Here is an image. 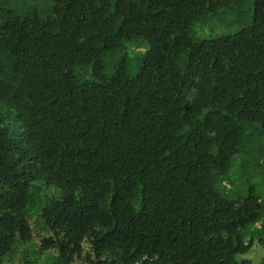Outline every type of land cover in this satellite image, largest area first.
Wrapping results in <instances>:
<instances>
[{
	"label": "trees",
	"instance_id": "16d2710c",
	"mask_svg": "<svg viewBox=\"0 0 264 264\" xmlns=\"http://www.w3.org/2000/svg\"><path fill=\"white\" fill-rule=\"evenodd\" d=\"M47 1L0 0V264H250L264 0Z\"/></svg>",
	"mask_w": 264,
	"mask_h": 264
},
{
	"label": "rangeland",
	"instance_id": "374dc122",
	"mask_svg": "<svg viewBox=\"0 0 264 264\" xmlns=\"http://www.w3.org/2000/svg\"><path fill=\"white\" fill-rule=\"evenodd\" d=\"M13 2L30 3L31 5H36L40 10H46L48 5L47 0H13ZM220 17L222 18L223 24H229L232 21V18L229 15L222 14ZM195 31L198 37L208 39L221 37L226 34H232L237 31V27L225 26L222 28V25L217 21L210 20L206 21L204 24L198 25ZM132 51L133 53H138L141 50L134 49ZM252 157H257L256 151L253 152ZM243 159L250 161L249 167L251 168L252 172H254V177L251 182L255 185L256 193L264 200V167L260 166L264 165L263 161L251 157L249 158L245 155H243L242 158L234 159L229 173V180L232 182V184L230 185L227 184L228 182H225L224 185H226L227 189H232L233 191H243L241 187L242 181L239 169ZM56 194V191L52 187H42V191L40 192V196L43 200L51 199L52 197L56 196ZM257 229H260L259 231L261 235L255 238L248 253L238 257L240 262L248 261L250 264H261L264 260V245H262L260 242V238L262 239L264 237V219L257 226Z\"/></svg>",
	"mask_w": 264,
	"mask_h": 264
}]
</instances>
